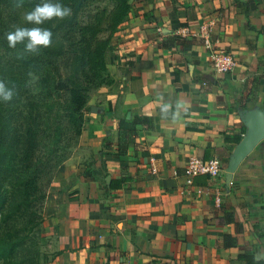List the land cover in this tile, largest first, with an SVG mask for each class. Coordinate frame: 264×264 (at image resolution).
Listing matches in <instances>:
<instances>
[{
    "label": "crops",
    "instance_id": "0c3cea01",
    "mask_svg": "<svg viewBox=\"0 0 264 264\" xmlns=\"http://www.w3.org/2000/svg\"><path fill=\"white\" fill-rule=\"evenodd\" d=\"M186 28L194 36L162 46ZM208 35L234 56L232 72L212 68ZM105 62L112 84L94 95L80 150L47 190L44 264H245L243 253H264V139L236 165L246 119L264 117V0H131ZM158 95L188 114L162 120ZM142 116L150 124L119 141L120 121ZM191 157L219 159L220 176L188 186ZM224 235L236 246L224 247Z\"/></svg>",
    "mask_w": 264,
    "mask_h": 264
},
{
    "label": "trees",
    "instance_id": "16d2710c",
    "mask_svg": "<svg viewBox=\"0 0 264 264\" xmlns=\"http://www.w3.org/2000/svg\"><path fill=\"white\" fill-rule=\"evenodd\" d=\"M40 2L23 0L18 8L16 0H0V7L25 13ZM58 2L71 7L73 14L43 25L53 33L52 44L39 55L25 54L23 44L9 48L5 34L13 28L0 23V80L16 92L11 101H0V264L25 262L22 259L16 263L17 252L27 236L42 225L47 190L59 167L70 158V148L79 141L92 94L112 84L105 54L131 10V0ZM15 26L31 27L24 21ZM181 42V38L171 36L162 46L170 49ZM5 59L10 63L7 74ZM150 122L146 116L133 122L121 120L119 141L120 134L134 133L139 123L148 126ZM239 139L229 135L224 138L234 145ZM223 246L235 247L236 240L224 235ZM253 256L245 252L239 259L253 264Z\"/></svg>",
    "mask_w": 264,
    "mask_h": 264
},
{
    "label": "clouds",
    "instance_id": "9594fccd",
    "mask_svg": "<svg viewBox=\"0 0 264 264\" xmlns=\"http://www.w3.org/2000/svg\"><path fill=\"white\" fill-rule=\"evenodd\" d=\"M22 3L23 0H16L15 6L22 7ZM72 14L73 9L58 0H41L23 15L24 24L31 27L14 26L13 30L5 34L7 45L15 49L18 44H23L25 54L39 55L42 49L49 48L52 44L53 33L43 25L53 20L63 21ZM15 95V88L0 80V101L9 102ZM157 103L160 118L172 124L181 121L188 114V107L181 100H165L163 95H158ZM260 261H264V253L253 256V264H259Z\"/></svg>",
    "mask_w": 264,
    "mask_h": 264
},
{
    "label": "built area",
    "instance_id": "2783aa9c",
    "mask_svg": "<svg viewBox=\"0 0 264 264\" xmlns=\"http://www.w3.org/2000/svg\"><path fill=\"white\" fill-rule=\"evenodd\" d=\"M175 36L179 38L185 36L192 37L194 34H192L191 31L186 28L178 30ZM202 43L209 53L212 68L215 72L229 73L236 68L237 62L234 56L223 50L214 48L209 35L202 37ZM151 163H153V160H151ZM221 172L222 162L219 159L212 158L205 161L197 157H191L184 166L183 176L186 178L187 185L190 186L192 185L193 179L196 177L206 176L208 179H215L220 176Z\"/></svg>",
    "mask_w": 264,
    "mask_h": 264
},
{
    "label": "rangeland",
    "instance_id": "374dc122",
    "mask_svg": "<svg viewBox=\"0 0 264 264\" xmlns=\"http://www.w3.org/2000/svg\"><path fill=\"white\" fill-rule=\"evenodd\" d=\"M0 14H1V19H2L0 22L1 25H6L8 27L13 28L15 25L23 21L24 13L20 9L18 10L15 8L10 9V8L5 7V5H1ZM3 63L5 66L4 72L7 74L9 71L10 63L8 64V62H6V59L3 61ZM31 78L33 77L30 76V79ZM97 92L98 91L92 94L89 100V103H88L89 107L96 104L94 103V95ZM78 145H79V141L76 145L70 148L69 150L70 158L76 155L78 151L80 150V147ZM74 180H75V177L70 178V183H72V181ZM60 185L63 186V183H60ZM43 209H44V206H43ZM20 223L23 224V220H21ZM43 234H44V229L42 227H39V230H36L35 232H32L27 236L25 245L22 248H20L17 252V256L15 258L16 263H19L23 259L25 261L23 264H44L51 258V255L47 252V251H50V250H47V246L49 242L48 240H46Z\"/></svg>",
    "mask_w": 264,
    "mask_h": 264
},
{
    "label": "water",
    "instance_id": "95a60500",
    "mask_svg": "<svg viewBox=\"0 0 264 264\" xmlns=\"http://www.w3.org/2000/svg\"><path fill=\"white\" fill-rule=\"evenodd\" d=\"M91 111L95 112V109L91 108ZM245 122L251 130V136L246 146L242 149V151L238 155L236 165L242 159H244L248 155V153L252 151V149L257 145L259 141L264 139V117L260 119L247 118ZM106 182L108 184L109 178L106 179Z\"/></svg>",
    "mask_w": 264,
    "mask_h": 264
}]
</instances>
